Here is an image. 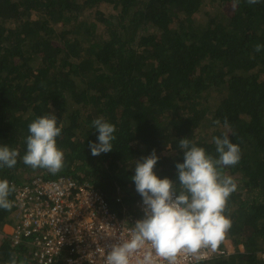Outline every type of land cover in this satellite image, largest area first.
Masks as SVG:
<instances>
[{
  "label": "trees",
  "instance_id": "1",
  "mask_svg": "<svg viewBox=\"0 0 264 264\" xmlns=\"http://www.w3.org/2000/svg\"><path fill=\"white\" fill-rule=\"evenodd\" d=\"M233 4L0 0V146L19 154L14 167L0 166L14 188L8 199L33 177L71 176L121 213L142 200L131 179L136 162L155 152L154 174L179 194V140L219 159L213 137L227 135L241 156L219 168L236 184L222 213L234 249L202 264H264V48L255 51L264 45V0ZM49 114L61 127L56 174L23 162L28 125ZM97 118L116 138L113 151L93 156ZM15 210L0 209V264H34L25 242L4 236Z\"/></svg>",
  "mask_w": 264,
  "mask_h": 264
},
{
  "label": "clouds",
  "instance_id": "2",
  "mask_svg": "<svg viewBox=\"0 0 264 264\" xmlns=\"http://www.w3.org/2000/svg\"><path fill=\"white\" fill-rule=\"evenodd\" d=\"M247 2L257 4L260 0ZM238 3L239 0H234L233 7ZM262 48L264 45L257 44L255 51L259 52ZM92 123L99 133V143H89L91 154L98 156L113 151L115 126L102 118ZM224 124L228 126L227 119ZM28 132L24 164L33 169H47L52 174L61 171L64 154L56 146V138L61 134L56 116L49 114L35 119L28 125ZM213 140L219 159L208 155L201 147L190 145L187 138L179 140L180 148L185 150L183 163L175 166L181 186L179 194L173 181L159 179L154 174L158 161L155 152L143 158L142 162H136L135 175L131 179L142 197L145 216L135 223L131 239L112 245L106 264H130V258L146 243L168 264H176V257L181 252L194 254L202 247L218 248L231 228L230 219L222 213L228 197L236 190L233 179L222 177L219 168L237 165L241 156L239 146L233 144L227 135L213 137ZM18 155L8 146H0V166L14 167ZM12 191L14 188L7 180H0V209L11 210L13 203L8 197ZM12 264H15L14 260ZM142 264H151L150 253L144 256Z\"/></svg>",
  "mask_w": 264,
  "mask_h": 264
},
{
  "label": "built area",
  "instance_id": "3",
  "mask_svg": "<svg viewBox=\"0 0 264 264\" xmlns=\"http://www.w3.org/2000/svg\"><path fill=\"white\" fill-rule=\"evenodd\" d=\"M13 203L16 224L4 236L14 245L25 242L34 264H106L112 245L131 239L135 223L145 216L142 200L131 208L123 207L121 213L113 212L97 190L71 176L33 177L15 188ZM233 247L225 234L216 250L209 246L194 254L181 252L176 264L227 257ZM147 253L151 264H168L148 243L130 258V264H142Z\"/></svg>",
  "mask_w": 264,
  "mask_h": 264
},
{
  "label": "rangeland",
  "instance_id": "4",
  "mask_svg": "<svg viewBox=\"0 0 264 264\" xmlns=\"http://www.w3.org/2000/svg\"><path fill=\"white\" fill-rule=\"evenodd\" d=\"M229 8V7H228ZM230 10L232 9V8H229ZM5 231L6 232H10V228L8 227V226H6L5 227ZM0 242H1V238H0ZM238 248H241L240 246L238 247Z\"/></svg>",
  "mask_w": 264,
  "mask_h": 264
}]
</instances>
